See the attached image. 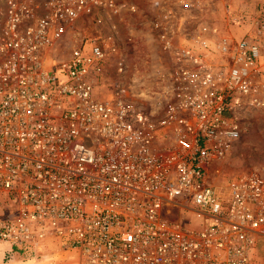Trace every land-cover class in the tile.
Instances as JSON below:
<instances>
[{
    "label": "built area",
    "instance_id": "1",
    "mask_svg": "<svg viewBox=\"0 0 264 264\" xmlns=\"http://www.w3.org/2000/svg\"><path fill=\"white\" fill-rule=\"evenodd\" d=\"M221 1L155 0L149 16L133 0H0V246L55 244L76 264H259L264 176L212 178L240 114L264 109V23L239 39L177 29ZM132 19L169 61L155 110L121 79L96 90Z\"/></svg>",
    "mask_w": 264,
    "mask_h": 264
},
{
    "label": "rangeland",
    "instance_id": "2",
    "mask_svg": "<svg viewBox=\"0 0 264 264\" xmlns=\"http://www.w3.org/2000/svg\"><path fill=\"white\" fill-rule=\"evenodd\" d=\"M133 1L149 16L155 13L151 11L155 0ZM179 20L185 23L177 27L183 35L193 28L194 22H207L219 35L239 39L252 33L256 23H264V0H224L218 3L214 11L201 15L199 19ZM147 30L137 26L133 19L127 25L119 27L117 45L121 58L112 59L104 74L99 77L101 81H98L96 90L100 97H108L112 92L109 84H116L121 79L130 86L136 102L155 110V102L160 94L158 86L162 79L157 72L165 71L169 61L161 56L157 44L149 39ZM69 45L63 46L64 53L69 52ZM120 62L126 64L125 75L117 72ZM240 124L239 141L230 155L217 165L220 174L212 178L216 184H224L240 173L258 172L264 176V109L251 108L243 111L240 114ZM183 217L191 219L190 214H183ZM260 256L259 264H264V254L260 253ZM0 264H76V257L75 253L61 250L55 244L46 245L35 255L25 252L15 254L14 257L7 255L5 246H0Z\"/></svg>",
    "mask_w": 264,
    "mask_h": 264
},
{
    "label": "trees",
    "instance_id": "3",
    "mask_svg": "<svg viewBox=\"0 0 264 264\" xmlns=\"http://www.w3.org/2000/svg\"><path fill=\"white\" fill-rule=\"evenodd\" d=\"M6 251H7V255H9L10 257H14L15 254H23V253H25L22 250L11 249L9 247H6Z\"/></svg>",
    "mask_w": 264,
    "mask_h": 264
},
{
    "label": "crops",
    "instance_id": "4",
    "mask_svg": "<svg viewBox=\"0 0 264 264\" xmlns=\"http://www.w3.org/2000/svg\"><path fill=\"white\" fill-rule=\"evenodd\" d=\"M260 253L264 254V242H260Z\"/></svg>",
    "mask_w": 264,
    "mask_h": 264
}]
</instances>
